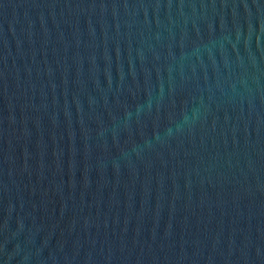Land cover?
Returning <instances> with one entry per match:
<instances>
[{
  "label": "water",
  "instance_id": "95a60500",
  "mask_svg": "<svg viewBox=\"0 0 264 264\" xmlns=\"http://www.w3.org/2000/svg\"><path fill=\"white\" fill-rule=\"evenodd\" d=\"M0 264H264V0H0Z\"/></svg>",
  "mask_w": 264,
  "mask_h": 264
}]
</instances>
